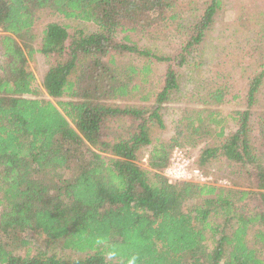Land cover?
<instances>
[{
  "label": "trees",
  "instance_id": "trees-1",
  "mask_svg": "<svg viewBox=\"0 0 264 264\" xmlns=\"http://www.w3.org/2000/svg\"><path fill=\"white\" fill-rule=\"evenodd\" d=\"M206 1L180 32L182 51L167 57L130 35L164 23L179 30L180 0H0V264H264V150L253 142L251 111L264 106V68L249 83L245 110L223 115L231 95L218 74L189 92L193 107L175 137L152 133L165 128L180 74L222 11V0ZM45 15L96 31L51 23L39 37ZM36 54L49 63L46 98L28 70ZM155 63L166 66L160 76ZM210 135L221 142L193 165L234 186L169 184L163 172L174 148ZM66 252L79 257H59Z\"/></svg>",
  "mask_w": 264,
  "mask_h": 264
},
{
  "label": "rangeland",
  "instance_id": "rangeland-1",
  "mask_svg": "<svg viewBox=\"0 0 264 264\" xmlns=\"http://www.w3.org/2000/svg\"><path fill=\"white\" fill-rule=\"evenodd\" d=\"M206 2V0H180V4L175 7L173 13L179 19V30L172 28L167 32L168 24L164 23L162 30L138 32L130 37L140 48L148 49L161 56L174 57L182 51V43L186 38V35L181 37L180 32L186 31L191 23L201 15ZM222 2V11L212 28L203 52H198L196 55H199V58L191 61V64H187L180 74V90L174 95L172 102L165 106L163 111L165 128L153 130L155 138L168 141L177 135L184 110L193 107L186 100L189 97V92L207 80H214L218 74L223 75V82L229 87L231 95L226 105L222 107L223 115L227 118L232 111L246 109V106L242 104H245L244 99L249 92V83L264 68V0H222ZM51 23L67 26L69 32L75 31V29L83 30L85 33L96 31V27L90 23L66 19L60 15H45L37 25V35L42 37L44 28ZM118 40L121 41L122 37L119 36ZM38 42H40V38ZM34 46L39 47L37 43ZM1 60L2 48L0 45V62ZM152 67L156 76H160L166 69L165 65L158 63L153 64ZM48 69V59L42 54H36L28 62V70L36 78L35 86L38 91L43 93L44 98L46 95L41 86ZM257 96L258 98L264 96V83L260 86ZM251 111H254V130H256V139L253 142L256 148L264 150V137L259 134L258 130L260 126L259 112H264V106L255 105ZM227 126L232 132L237 130V126L232 122H229ZM220 142L219 138L210 135L200 142L186 146L189 148L184 150L189 151L191 157L197 160L204 149L218 146ZM144 149L145 151L139 154L138 163L146 167L149 148ZM215 163L210 169L217 171L218 174L221 165L219 162ZM232 181H228V186L224 183L227 181H218V185L232 187L234 186V181ZM59 257L77 259L79 256L66 252L59 254Z\"/></svg>",
  "mask_w": 264,
  "mask_h": 264
},
{
  "label": "built area",
  "instance_id": "built-area-1",
  "mask_svg": "<svg viewBox=\"0 0 264 264\" xmlns=\"http://www.w3.org/2000/svg\"><path fill=\"white\" fill-rule=\"evenodd\" d=\"M193 162V157H189L185 150L176 148L172 153L168 167L164 170L163 175L169 184L191 182L196 184L218 185V183H215L213 176L205 175L199 168L194 167ZM224 183L228 186V182Z\"/></svg>",
  "mask_w": 264,
  "mask_h": 264
}]
</instances>
